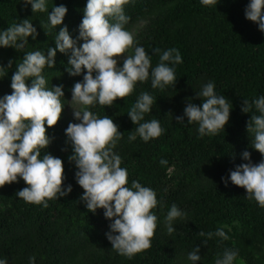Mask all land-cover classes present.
<instances>
[{
  "label": "trees",
  "instance_id": "1",
  "mask_svg": "<svg viewBox=\"0 0 264 264\" xmlns=\"http://www.w3.org/2000/svg\"><path fill=\"white\" fill-rule=\"evenodd\" d=\"M24 2L0 0V30L31 19L38 31L37 38H29V44L19 52L0 48V66L6 68L0 76V97L12 93L11 77L27 52L47 53L49 47L56 48V32L65 26L73 39H78L87 5V0H58L68 14L64 25L54 29L48 21L49 12L34 13ZM249 2L217 0L215 5L204 6L200 0H127L124 5L129 18L126 30L130 31L134 22L146 23L134 37L152 57L153 67L159 63L155 49L162 52L175 48L183 58V63L175 66L176 84L164 90L153 89L149 79L137 83L132 95L117 100L112 107L97 103L90 108L100 118H113L124 134L115 151L122 157V167L128 169L129 184L138 180L163 201L162 209L158 205L154 210L158 227L151 248L131 258L120 255L107 239L112 221L105 217L104 210L91 213L80 199L84 190L76 181L78 169L69 160L73 149L66 129L70 124L67 100L83 77L69 75V56L57 50L56 67H46L44 75L49 87L63 86L66 107L58 125L48 130L53 142L47 151L63 160L65 187L71 185L73 191L67 197L48 200L45 208L17 197L18 191L28 187L22 179L0 188V258L7 257L9 264H29L31 256H36V264H191L188 254L199 247V264H215L226 249L235 250L233 238L237 235L255 247L253 252L246 251L252 254L249 264H264V208L230 180L237 166L248 163L242 158L246 150L252 163L264 160V155L251 147L247 131L251 115L259 113L255 108L249 114L241 110L244 100L252 102L264 96V32L246 19ZM83 42L80 40L78 46ZM207 82L215 83L217 93L230 100L233 111L225 131L200 138L197 124L188 125L185 118L187 126H181L175 117L184 115L189 98L202 106L196 92ZM142 92L156 99L145 120L158 119L166 131L149 142L139 136L130 142L128 136L138 125L128 113ZM162 159L168 161L166 166L161 165ZM224 178H228L227 186ZM173 204L188 215L174 223L177 231L169 235L164 219ZM223 224L238 227L235 237L227 231V241L200 235L215 233ZM235 264H244L243 258L238 255Z\"/></svg>",
  "mask_w": 264,
  "mask_h": 264
},
{
  "label": "clouds",
  "instance_id": "2",
  "mask_svg": "<svg viewBox=\"0 0 264 264\" xmlns=\"http://www.w3.org/2000/svg\"><path fill=\"white\" fill-rule=\"evenodd\" d=\"M49 0H25L32 11L48 12ZM217 0H200L204 6L215 5ZM127 0H87L79 37L73 39L65 26L55 35L56 48L49 47L47 53L36 50L27 52L16 65L11 77V94L0 97V188L19 183L22 179L28 187L17 192L25 202L48 207V200L67 197L73 191L65 187V166L62 159L47 150L52 144L48 134L62 119L65 110L63 86H48L44 75L46 67H56L57 50L69 56V75L82 76V82L71 89L72 99L68 101L77 123H70L66 129L73 154L70 162L78 169L76 181L84 190L80 197L91 213L104 210L105 217L112 221L107 239L120 255L133 257L148 250L158 227L155 209L163 206L155 190L142 186L138 180L129 184V172L122 167V157L115 151L124 138L113 118H100L90 108L97 105L112 107L117 100L132 95L137 83L151 79L153 89L164 90L176 84V65L183 63L178 49L165 51L155 49L159 63L153 67L152 57L139 45L132 32L126 30L128 17L124 12ZM68 14L66 6H54L48 15L51 28L64 25ZM246 19L258 25L264 32V0H250L245 9ZM38 31L31 19H24L7 30H0V48H13L19 52L35 40ZM84 41L78 46L79 41ZM126 57V58H125ZM123 65L121 66V60ZM12 62H9L11 67ZM6 68L0 66V76ZM86 70V71H85ZM29 81L31 84H29ZM197 98L203 101L197 106L188 99L183 116H176L177 124H197L200 138L218 135L229 125L233 105L224 95H219L214 82L201 85ZM63 98V99H62ZM156 99L148 92H142L131 107L128 116L138 125L130 132L128 140L135 142L139 136L144 142L160 138L166 131L158 119L146 121ZM75 106V107H74ZM251 115L247 131L251 136V147L264 155V96L249 102L244 100L242 111ZM43 153V155H42ZM242 158L248 163L239 165L230 173L231 183L247 190V197L264 208V160L259 164L251 162V153L245 151ZM161 165L168 161L162 159ZM225 186L228 178H224ZM188 213L173 204L164 219L167 233L177 229L174 223L187 218ZM230 231V229H229ZM211 240L214 236L224 241L230 239L224 228L215 233L201 232ZM200 248L188 254L191 264H199ZM238 251L226 249L218 256L215 264H235ZM36 256L29 257V264H36ZM0 264H9L7 257L0 258Z\"/></svg>",
  "mask_w": 264,
  "mask_h": 264
},
{
  "label": "rangeland",
  "instance_id": "3",
  "mask_svg": "<svg viewBox=\"0 0 264 264\" xmlns=\"http://www.w3.org/2000/svg\"><path fill=\"white\" fill-rule=\"evenodd\" d=\"M60 6V4L58 3V0H49L48 2V12L50 13L53 9L54 6ZM146 26L145 22H134L131 26L130 32L133 33L134 36L138 35ZM126 58V57H125ZM121 60V66L123 65V59L124 58H119ZM72 99V95H70L68 97L67 100V118L69 120L70 123H77V121H75L74 116H73V109L71 108V106H68V101H71ZM75 107V106H74ZM221 228H224L225 231L229 232V234L233 237H235L236 235V228L238 227H234L232 225L229 224H223ZM230 229V231H229ZM243 238V237H242ZM242 238H239L236 235V238H233L235 241V245H234V249L238 251L239 257L243 258V263L244 264H249V260L251 259V252H253L254 248L252 244H250V242H248L247 240H241ZM259 247V246H257ZM258 249V248H257ZM246 251H251V252H246ZM257 253H261V251H256ZM251 254V255H250Z\"/></svg>",
  "mask_w": 264,
  "mask_h": 264
}]
</instances>
